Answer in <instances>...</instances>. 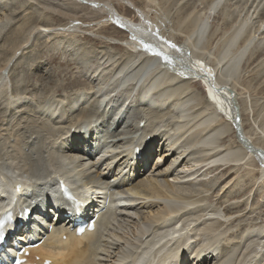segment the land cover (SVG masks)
I'll return each mask as SVG.
<instances>
[{
  "label": "rangeland",
  "instance_id": "1",
  "mask_svg": "<svg viewBox=\"0 0 264 264\" xmlns=\"http://www.w3.org/2000/svg\"><path fill=\"white\" fill-rule=\"evenodd\" d=\"M233 1H235L234 5L236 4L237 5L234 7L231 16H235V17L237 16V18H241L246 14L247 12L246 9L249 7L247 5H249V3L250 4L254 3L250 8L251 10L253 9L254 6L258 5L257 7L259 8H256V10L257 9L259 10V11L257 10L258 13L256 14L254 12L256 16L253 14L249 18L250 20H248V22L249 21L253 22V23L250 22L251 28H255L258 25V23L260 25V21L264 19L263 18L264 0H262L260 4H258L259 2L257 3V0H228L227 4H231ZM105 2L110 3L109 5L113 6L116 10H118L119 13L125 15V17L131 19L136 23L140 21V18L141 19L144 18L146 20V21L144 20V22L146 23H148L149 21L153 23L155 22L154 24L157 25L158 27L157 30H159L160 32L163 31L165 32L166 29H167L166 31L169 32L178 29L180 27H181L180 29L181 31L186 32L183 30V28L186 29L187 26L189 28V25H192L196 16H200V8L203 6L202 0H192V1L191 0H184V1L182 0H54V1L8 0L7 3L4 2L2 6L0 5L2 10L11 14L9 16L11 20L10 21L8 20L7 22L10 23L11 28L17 27L19 25H21L22 27L25 24L23 23V18L29 17L28 18L29 23L26 22L29 25L24 30L25 37L22 38L24 40L26 38L27 39L22 43L23 45L19 49L11 53V57L6 62L4 67L2 66L3 65L2 61H0V173L1 174L3 171L5 172L7 168L14 169L18 172L30 170L31 167H29L30 166L29 164L31 163L32 157H37L35 158V161L31 163L32 169H34L35 166H38L40 164L38 166V170L41 168L45 170V168L47 167V169L49 168L53 169L54 172L55 171L54 167L56 165L64 166L65 158H63L61 162L58 160V158L60 157H57L58 163L56 162V164L53 165L52 163L53 160L50 159L51 157L50 146L46 142H48L49 140L48 135H49V128L51 127V125H54V127L55 126L62 127L60 121L66 115L68 96L73 92L99 90L100 91L99 94H103L102 96H106V94L109 95L107 98L108 111H105L107 115L104 116L103 122L100 125H98L97 123L96 125H92V127H89V130L93 129L94 131L92 132V134L90 133L91 139H89V137L87 138L90 141L93 140L92 139L93 136L94 137L97 136L98 138L97 141H100L104 137L106 140L112 139L108 142V144H111V142L116 139L114 141L115 144L114 148H118V146H123V149H127L132 139L135 142L140 141L141 137H139L138 139H134V138L140 136L142 131L143 133H145L144 132L145 129L143 128H146L147 126L149 127L150 125V123L149 125L146 124L145 126H142L140 129L135 127L136 123L140 125L139 121L142 120L143 117L140 104L143 103L145 104L146 107L148 106L147 108H150L149 105L146 104L149 101L147 98L150 95L151 96L149 98L151 100L152 99L155 100L156 102L162 101V103L164 102L166 103L167 101L169 102L171 101L169 99L167 100L164 99L163 95L161 96L158 95L159 93L162 94V91L164 90L163 87H165L164 85H166V83L163 82L168 77L167 75L169 73V72L167 73L168 70L165 68H164L165 70L164 69H162V71L159 70V68L163 65V63L161 62L158 63L156 59H152L151 62H147L148 60L146 59V57L145 58L143 57L144 55L143 50L146 49L140 45L138 39L132 40L133 39L131 37L132 34L127 33L126 31H124V29L118 27L113 22H109L110 20L109 17L108 20H106L105 18L106 16L104 15L105 12L104 8H106V6H104L103 4ZM33 8H35L36 10ZM216 8L218 9L216 10ZM216 8H215L216 11H214L212 16L209 17L208 19L209 20L207 26L208 30L205 33L208 36L209 34L214 33L215 35L216 33L220 32L222 30L221 26H223L226 22V20H224L223 22V16L225 12L224 13L220 12L221 10H219V5ZM235 8L238 10L236 11ZM29 9L32 13L29 11ZM22 12L26 13L24 17L22 16ZM31 17L33 19H31ZM182 17H184L183 18L184 20L182 19ZM17 23L20 24L18 25ZM250 23H248V25H250ZM63 26L66 29L56 28ZM213 27H215L216 29ZM262 27L264 28L263 24L260 25L261 29L259 31L263 29ZM4 28L1 30V34H0V49L5 48L6 45L10 46L9 40H7V38L2 39L3 37L2 33L5 31ZM160 28H164V29H160ZM210 30L211 33H209ZM212 30H214L215 32H213ZM71 32H73V34ZM221 34L222 33H218L217 37ZM206 35H204V39ZM180 39L181 38L179 39L177 38L178 41ZM256 40L258 41H253L246 49V52L239 63L238 74L236 73L237 76H235L234 78L235 79L234 83L230 86L231 88L229 89L231 90V92H233V94H235L234 97L236 98L234 99L236 100V104L238 105L241 122L243 123L244 128L248 131L252 139L256 140L260 144L261 149L264 150V30L258 34V38ZM217 42L220 43V41L217 40L216 43L214 42L215 44L213 43L207 45L205 44L206 50H210L209 52L211 53V55L218 53L217 52L219 51L218 49H220V46H222L221 43L217 44ZM129 50L131 52H129ZM131 57L133 60L131 59ZM124 62L125 65L123 64ZM126 62L127 64L128 62H130L129 65H126ZM145 62L146 65H144ZM2 67L3 70L1 69ZM142 67L143 69L141 70L140 68ZM179 67L182 68V66ZM200 71L208 72L209 68L207 67V69L205 68V70L200 69V67L196 68L193 72H191L192 73L191 77H197L198 75L194 73ZM185 78L186 80H188L187 81L188 83H185L186 82V80H184ZM185 78L181 77L180 79L181 82L184 81L185 85H188L187 86L188 90L189 88L191 90V94H190L191 98L187 103L188 108L194 102L196 103L198 102L199 105L208 104L206 106H209V104L211 106V104L213 105L214 103H216L217 105V102L215 101L216 99H214L215 97L210 96V94L208 93L209 86L207 82H205L204 84V80L202 78H200V80L198 79L196 82H194L195 80L191 81L190 75H188V77H186L185 75ZM151 81L153 84L151 83ZM67 82L69 84L65 85V83ZM178 82H180L179 79ZM131 84H133L131 87L126 86ZM123 90H127V92L123 93ZM211 97L213 99H211ZM194 98L197 101H194ZM86 99L88 102L91 100V98H86ZM198 99L201 101V103ZM205 100H207L208 102ZM105 105L106 102L104 103V106ZM91 107L93 108L94 106ZM217 108L218 110L223 109V107L220 105H217ZM205 110H204V112H206L205 115L204 112L200 114V122H201L200 126L202 125L205 126L209 124L207 121L202 122L203 120L202 118H205L209 115H214V121H210V123L213 126L211 125L210 128L206 130V133L202 135L200 139V145H198L200 150L197 151L198 153L196 155L199 156L201 154V156H203V154H205L208 151L205 148H212L210 150L217 148L221 150L223 149V151H225L229 146L234 147L233 150H236L235 153H232L234 154V156H232L231 153H228L226 154V156H224L226 157V159L224 160L231 161L232 167L230 166L229 168L231 171H233V173H231L229 177L226 178L224 177L222 179L221 176L222 175L225 176L224 171L227 169L226 166L222 168L218 167V169L206 168L207 173L205 172L204 169L205 167H203L204 170L202 168L201 169L202 171L205 172L204 174L203 172L202 174H200L201 172L200 169L195 171L192 175L186 177L187 172L190 171L191 168L189 167V163L187 161H184V166H185L184 168L185 169L189 168V169L188 170L182 169L183 165L180 159L178 161L179 163H177V161H173L175 163H171L170 165L172 166V168L176 167L177 165L176 167L177 170L175 171H177L178 173H182V175L180 174V176H177V178L179 177L178 179L171 174L167 175L168 177H166L164 176V170L170 169L171 166L170 165L167 166V164L168 162H172V160H174L173 158L175 157L174 156L172 157V155L171 156L168 155L169 158L166 157V160L162 158L161 153L159 154V152L161 148L165 147V143L163 142L164 139H160L159 142L157 143L154 142V144L156 143V146H154L153 144L155 148L153 149V146L151 148L155 154L153 153L154 156L152 155V158L150 159V161H148L149 170L151 169L150 172H154V173L149 174L148 169L147 171L145 170L143 173V169H146V165L142 163L141 165L138 166L136 164V169L139 168L137 175L141 177L140 178L139 176H137L136 179L146 178L147 176L151 177L152 179L155 178L156 180L159 178L157 182L154 183H159L160 186L162 185V188L164 187L163 188L165 190L164 194H161L162 196L150 195L149 192L145 193V191L140 190L141 194L139 193L140 196L138 198L126 200V201H135L137 203L139 202L138 204H136L134 208H129V209L121 208L124 214L123 213L121 214V212L119 213V208L116 211L112 210L114 212H112L111 210L106 211L103 215L104 222L100 223V226L98 228L99 231H96L95 232L96 234H94L95 237L100 238V240L97 239L98 240L97 241L95 239L96 241L94 240L92 243L93 245L95 244V247L98 248L96 249L97 254L93 253L91 255L92 264H115L116 262L118 263L119 260L121 261L125 256L128 257L129 256L128 253L134 251V250H127V247L131 248L134 246V244L130 245L128 244V242L133 243L136 239H138V235H139L138 229L141 226H146L152 223L154 219L160 216L161 215L160 209L163 208L164 202L169 201L170 199H172L171 201H174L173 199H176L175 201L178 202L179 205L181 206V207L179 206L180 209L178 207L179 210L177 209L176 214L173 212V214L170 216L174 218L173 217L174 215L175 219L179 221L181 220L180 222H182V225L185 226L184 228L185 233L188 235H191L192 233L191 236H193L192 238L193 242L190 241L189 245L186 246V250H184V257L186 258L185 264H192L191 262L192 257L196 253H193L194 250H190L189 248L192 247L190 246V244L194 243L195 245L196 242L197 243L195 247H200L202 245L204 247L205 245L204 249H202L200 253L201 255H198L200 256L201 259L196 257L197 259H199L198 262L201 260L202 264H220L221 252H223V249H225L228 245H230L231 242L229 240L236 242L235 239L239 240L240 239L239 236L246 233V231H248L249 229L255 232L260 228V231H258L257 233L258 235L257 234L252 235L251 239L254 236L255 237L249 242V247L251 248L252 246V248H255L257 243L259 242L260 244H258L259 246H257L258 249L259 247L261 248L263 247L264 245L263 243L264 242V172L263 170H261V166L257 158L255 159L253 155H247V152L240 151L238 149L237 143L233 141V136L230 133L227 134V132H229V130L227 129H226L227 131L223 133L219 128L218 135L214 134L213 136L214 138L211 137L210 141H206L204 139L205 142L204 141L202 142L203 136L205 137V135L211 134L212 131L216 129V125L218 124L217 126H219V124H221V122L225 120L223 119L224 109L221 112L223 116L221 114L219 115L220 112L217 113V112H210L208 109ZM189 111L191 112L190 108ZM51 113L54 114L51 115ZM94 114L95 115L93 119H96V121L99 117L103 116V113L101 111H97ZM123 115H125V117L129 119L130 124L121 122ZM189 115L190 114L185 115L183 119H186ZM220 116L221 118H219ZM167 117L165 116L163 118L164 121L162 120L157 124H155L154 130L158 128L157 129L158 137L161 136V133L165 131V128L168 130V127H171L170 129H173L175 126L171 121L169 122L166 121V118L167 120H170L169 118L174 119L175 114L174 113L169 114ZM46 118L47 119L49 118L50 120L49 119L47 120ZM44 122H46V124L49 125L45 124L44 126ZM40 123H43V125H41ZM85 127L87 126L86 125L82 126L83 129H87ZM39 128L40 131L38 130ZM34 129L36 130L34 131ZM120 130H122V132ZM36 131L38 132L37 134L39 135L37 136V140L41 141L39 142V145L40 146L42 145L43 148L38 149L35 148L34 146L28 148L21 143L22 144V145L20 144L21 149H19L20 145H18L16 141L22 142L23 140L26 139L25 136L29 135L27 133H30V135H35ZM41 131H43V133H41ZM170 131H172L171 134L172 133L173 134L172 135L170 134L168 142L176 140V138L179 135L178 130L177 131L170 130ZM63 133L58 134L53 139L57 141ZM68 134L71 135V132H68ZM101 134L103 136H101ZM120 136H126L127 138L126 139L118 138ZM221 137L223 138L221 139ZM122 139L123 142L121 141ZM182 139L184 141L186 140L185 137H182L181 142L179 140L177 142L173 141L171 143L172 146L173 147H176L177 145L180 146L179 144L183 143ZM52 145L55 146L53 142ZM95 146L97 147V144ZM98 149H99V145H98ZM60 153L65 154L64 152H60ZM124 153H126V151H124ZM159 157L162 160L159 159ZM183 157H181L183 158L182 162L186 158L185 156ZM157 158L159 160H157ZM42 159L44 161H42ZM79 162L80 161L74 163L77 165L72 166L73 167L72 172H76L75 169L78 170L80 168ZM111 162L112 161L110 160V163ZM155 162L159 163L160 166V167L158 166L159 169H157L158 167L155 169L156 167ZM185 162L188 164L186 165ZM162 167H164V169ZM65 168L66 166L63 167V169ZM100 170L104 171V169H100ZM181 170L183 172H181ZM116 171L117 170H115L116 173L115 175L113 176L110 175L107 177L110 181H113L114 179L117 180L119 177H121V175L126 179L130 178L129 169L128 170L126 169L124 173H119ZM76 173L81 175L80 181L83 182L84 185L87 184V182H89L88 180L89 176L83 175L82 171L80 172L78 171ZM134 173L136 172L134 171ZM44 174L47 175V173ZM143 175H145L146 177H144ZM200 175L202 177H200ZM169 176L171 177L169 178ZM183 176L185 178H183ZM201 178L203 181H201ZM186 179H188L189 181ZM167 180L173 183L172 187L167 186L166 184ZM190 180L192 181V183ZM120 185H122V183ZM126 186L127 185H123V188H125ZM181 186H183L184 188ZM178 187H180V189ZM172 188L173 190H171ZM122 191L123 189H120V192H118V190H115L116 193L123 194L124 196L125 194L128 193L130 194V190H126V192L125 191L122 192ZM189 198L191 199L190 200V202H192L191 204L187 203ZM147 202L150 203V204L148 203L150 207L146 205ZM196 206H199L201 209ZM197 208L200 211L197 210ZM207 209H211V210H207ZM129 210L132 211L133 214L132 212H129ZM191 211L192 212L195 211L196 213L195 212L192 213ZM194 213L195 216L193 217ZM209 214H211L213 218L215 217L214 215H217L214 219H212L213 222L211 219L210 221L209 219H207ZM224 214L229 216V218H227L226 220H221L220 217L224 218L225 216ZM177 216H179V218ZM199 216L200 218H198ZM189 217L192 219H190ZM217 217L220 219H218ZM189 220L190 221L195 220L197 222L199 221L200 224L195 221L190 222ZM184 221H188L187 222L188 224L185 223ZM201 221L204 222L201 223ZM197 225L201 226L200 227L201 229H199ZM202 225H204L205 227ZM209 225L211 226V228L213 227V229L216 226L221 227L224 234H221V236L214 238L212 232H210L211 228L210 229L207 228V226ZM148 226L151 228V225ZM216 229L218 230L220 228H216ZM189 231L192 232L189 233ZM196 231L201 233H197ZM115 232H118V234L116 233L115 235ZM205 233H207V235H204ZM200 239L202 240L201 243L199 242ZM131 240L133 242H130ZM178 240L182 241L183 238ZM225 241L228 242L227 245ZM170 245L171 243L169 242L168 246ZM181 246L182 248L184 247V242L181 243ZM169 251L171 252L168 254L167 257H165L168 262L176 261L177 257L178 258L181 257L182 251L179 250L180 252L179 253L177 252V249H175V251L161 250L159 252V255L164 256ZM204 251H206V253H204ZM242 251L237 250L236 253L238 255L240 254L236 260L237 262L235 261L236 256L234 255L235 259L232 260L230 264H242L240 261L242 259H243L242 260L243 264H252V263L264 264V259L262 260L264 254H262L261 256L259 255L261 252H264V247L263 250L261 251L246 250L243 253ZM126 252L127 255H125ZM248 254L250 255V257ZM254 255L258 257H255L256 258L255 259ZM245 259L247 260V262L244 261Z\"/></svg>",
  "mask_w": 264,
  "mask_h": 264
},
{
  "label": "bare ground",
  "instance_id": "2",
  "mask_svg": "<svg viewBox=\"0 0 264 264\" xmlns=\"http://www.w3.org/2000/svg\"><path fill=\"white\" fill-rule=\"evenodd\" d=\"M27 1H29V0H27ZM52 1H54V0H52ZM182 1H184V0H182ZM227 1L228 0H202L203 6L200 8V16H196L193 23L190 21L192 23V25H189V28L187 25H186L187 28L185 27L186 29L183 28V30L186 32L181 31L180 30L181 27L178 29H175L173 31H169V32L166 31L167 29L165 30V32L164 31L160 32L159 30H157L158 27H157V25L154 24L155 22L153 23V22L149 21L148 23H146V22H144V20H145L144 18L143 19L140 18V21H138L136 23V22L132 21L131 19L125 17V15L119 13L118 10H116L113 6L109 5L110 3H107V2L103 3L104 6H106V8H108L107 10H106V8H104L105 9L104 15L106 16L105 17L106 20H108V17L110 16L109 15L110 14L109 9H111L113 11L114 15L122 23L121 26L119 24H116V23H115V25L124 29V31H126L127 33L132 34V36L130 35L133 38L132 40L138 39L140 45L142 47L146 48V50H143V53H144L143 57L144 58L146 57V59L148 60V61L147 60L146 61L151 62L152 59H156L158 63L159 62L163 63V65L159 68V70L162 71V69H164V68L168 70L167 73L168 72L169 73L167 74L168 75L167 79H165L164 82L162 81L163 83H166V85H164L165 87H163L164 90L162 89L163 90L162 94L159 93L158 95L159 96L163 95L164 99H166V100L169 99L171 101L170 102L167 101L166 103L165 102L162 103V101L156 102L155 100H153V99L151 100L149 98L151 96L150 95L147 98L149 101L146 103L147 105H149L150 108H147L148 106L146 107L145 104H143V103L140 104V107H141V110L143 113V117H142L143 123L141 124V126L136 123L135 127L140 129L142 126H145L146 124L149 125V123H150L149 127L147 126L146 128H143V129H145L144 130L145 133H143V131H142L140 136H137L136 138H134V139H138L139 137H141L140 141L135 142L132 139L131 142L129 143V146L127 147V149H123V146H118V148H114L115 147L114 141L116 139L114 141H112L111 144H108V142L112 139L106 140L104 137L100 141H97V144H98V142L100 143L99 149L97 146L93 151H91L90 150V149H92L91 145L94 144L93 141H89L90 143H87V142H85V143L81 142L80 143V141L86 139V135H85L86 133L83 131L82 126L83 125L87 126L85 128L88 129L87 134H88L89 139H91L90 133L92 134V132L94 130L93 129L89 130V127H92V125H96L97 123H98V125H100L103 122L104 116L107 115L105 113V111H108L107 98L109 95L106 94V96H102L103 94H99V92H100L99 90H94V91L87 90L84 92H79V91L73 92L72 94H70L68 96L66 115L60 121V123L62 124V127H58V126L54 127V125H51V127L49 128V135H48L49 140H48V142H46L50 146V152H51L50 159L53 160V162H52L53 165L56 164V162L58 163L57 157H60V158H58L59 161H61V160H63V158H65L64 159V166H57L56 165L54 167L55 171L52 173L51 176L48 175L49 170L46 169L47 167L45 168V170L43 168L38 170V166L40 164L38 166H35L34 172H36V174L38 176H40L39 177L40 179L35 184H37L38 187L43 185L48 190V192L50 193L55 188H49V185L51 183H55V182L53 179L48 182L47 179L61 175L65 178H67L70 181V183L72 184V186L74 188H76L80 193H81V191L84 192L85 197L87 198V200L90 201V204L92 205L93 209H94V207L96 209V206H99V205L101 208L104 205L105 197L108 196V194L110 192L111 194H113L112 197L110 196L111 197L110 201L113 203V206L111 207L110 204H107L106 210L110 209L111 211L112 210L116 211L119 208V213L121 212V214L122 213L124 214V212H122L121 208H124V209L134 208L136 206V204L139 203V202L137 203L135 201H126V200L138 198L141 194L140 190L145 191V193L149 192L150 195H158V196L161 194H164V192H165V190L163 189L164 187L162 188V185L160 186L159 183H154V182H157V180L159 178L156 180L155 178L152 179L151 177H148V176L146 177L145 175H143L146 178L140 179L141 177L139 175H137L139 168L131 169V164L129 162L130 159L133 158V152L132 151H135L134 147L136 145L145 147L146 153L145 154L142 153L143 155L141 154L136 158L137 165L139 166L142 163H145L144 165H146V169H143V173L145 170L147 171V169L149 171V174L154 173V172H150L151 169L149 170L148 161H150V159L152 158V155L154 156V154H155L151 147L153 146L154 142L157 143V142H159L160 139H164L163 142L165 143V147L161 148L160 152H159V154L161 153V157L164 158L165 160H166V157L169 158V156H171V155H172V157L173 156L175 157V158H173L174 160H172V162H168L167 166H169L171 163H175L173 161H177V163H179L178 161L181 159V163L183 165L182 169H185L184 168L185 167L184 161H187L189 163V167L191 168V170L192 169L193 170H192V172H191V170L188 172L186 171L187 172L186 177L192 175L195 171L200 170L201 168L203 169V167H205L204 169L206 172V168L218 169V167L222 168L225 166L227 167V169L224 171L225 176L222 175L221 178L223 179L224 177L225 178L229 177L231 175V173H233V171H231L229 168L231 166V161L230 160L229 161L224 160V159H226V157H224V156H226V154H228V153H231V154L235 153L236 150H233L234 147L229 146L225 151H223V149L221 150V149H217V148H215L213 150H210L212 148H205L208 151L205 154H203V156H201L200 151H199L200 155L199 156L196 155L198 153L197 151L200 150L198 145H200V139H201L202 135L205 134L206 130H208L210 128V126L212 125L210 123V121H214V115H209L205 118H202L203 119L202 122L207 121L209 124H207L205 126H203V125L200 126V124H201L200 114L202 112H204L205 109H208L210 112H217V113L220 112L219 115L221 114V112L224 109V112H223L224 116L222 114L221 115L224 117L223 119H225V120L223 122H221V124H219V126H217L218 125L217 124L216 129H214L211 134H209V135L207 134V135H205V137L203 136L202 142L203 141L205 142V140L210 141L211 137H213L214 134L218 135L219 128H220L221 132H223V133H225L227 130H229V132H227V134L230 133L233 136V141H235L237 143L238 149L240 151L247 152V155H253L255 157V159L257 158V160L261 166V170H263V172H264V150L261 149L260 144L256 140L252 139V137L249 135L248 131L244 128L243 123L241 122L240 112L238 110V105L236 104V100L234 99V98H236V97H234L235 94H233V92H231V90L229 89V88H231L230 86L234 83V80H235L234 78H235V76H237L236 73L238 74L239 63H240L243 55L245 54L246 49L248 48V46L253 41H258V40H256L258 38V34L264 30V28L262 27L263 29L261 31H259L261 29L260 25L261 24L264 25V19L260 21V25L257 22L258 25L255 28H251V23H253V22H251V21L248 22V20H250L249 18L254 14V12L256 14L258 13L259 10L258 9H257L258 11L256 10V8H259V7H257L258 5L254 6L253 9L251 10L250 8L252 7V5L254 3L253 4L249 3V5H247L249 7L246 9V11H247L246 14L244 16H242L241 18H237V16L236 17L231 16L232 11L237 4L234 5L235 1H233L231 4H227ZM261 1L262 0H257V3L259 2L258 4H260ZM4 2L7 3L8 0H0V5L2 6V4ZM150 2H152V1H150ZM53 3H55V2H53ZM218 5H219V10H221L220 12H223V13L225 12L224 16L223 15L222 16H223V22H224V20H226V22L224 25L222 24L223 25V26H221L222 30L220 32H218V33H222L221 35H219L217 37L218 33H216L215 35H214V33H212V34H209V36H208L205 33L208 30L207 29V26H208L207 22L209 21L208 19L210 17L209 12L212 9L214 11H216L218 9V8H216ZM244 6H243V8H244ZM215 8H216V10H215ZM33 9H35V8H33ZM83 9H84V7H83ZM1 10L2 9L0 7V34H1V30L5 26L7 27V25H8L7 28L6 27L4 28L5 31L2 33L3 34L2 39L7 38V40H9V43H10V46L6 45L5 48L0 49V61H2V64H3L2 66L4 67L6 62L11 57V53L13 51L19 49L23 45L22 43L27 39L26 38L24 40L22 38L25 37L24 36V30L29 25L26 23V22L29 23V21H28L29 17L28 18L24 17L26 15V13L22 12V16L24 17L23 23H25L26 25L24 24L21 27V25H19L20 23H17L19 26L11 28L10 23H7L8 20L9 21L11 20V18L9 17L11 14L5 12L4 10H2V11ZM235 10L237 11L238 9L235 8ZM29 11H30V9H29ZM98 11H100V10H98ZM108 11H109V13H108ZM261 12H262V10H261ZM102 13H103V11H102ZM256 14H254V15L256 16ZM19 15H20V13H19ZM87 15H88V13H87ZM259 17H261V16H259ZM14 18H16V17H14ZM34 18H36V17H34ZM183 18L184 17H182V19ZM31 19H33V18L31 17ZM259 19H261V18H259ZM156 21H158V20H156ZM109 22H113V21H109ZM30 23H31V21H30ZM248 23H250V25H248ZM56 28L66 29L64 26L63 27H56ZM210 28H212V27H210ZM213 28H215V27H213ZM160 29H164V28H160ZM214 30H212V31L215 32L216 30L215 31ZM63 33H64V31H63ZM71 33L73 34V32H71ZM209 33H211V30ZM204 35L207 36V37L205 36V39H204ZM136 36H138V37H136ZM177 38L178 39L181 38V39L178 41ZM217 40L220 41L222 46H220V49H218L219 50V51H217L218 53L211 55V53L209 52L210 50H206V45L212 44V43L215 44ZM7 43H8V41H7ZM220 43L217 42V44H220ZM147 50H150L153 53L148 52ZM126 51H128V50H126ZM129 52H131V51L129 50ZM138 54H139V52H138ZM165 57H167V59H165ZM209 57H210V59H209ZM131 59H132V57H131ZM158 60H160V61H158ZM144 61H145V59H144ZM129 63L130 62H128V64H127V62H126V65H129ZM123 64L125 65V62ZM144 65H146V62ZM179 66H182V68H180ZM3 67L1 68L2 70H3ZM199 67H200V69H204V70H205V68L207 69V67H208L209 71L208 72H201L200 71V72L194 73V74H197L198 75L197 77H199V78L191 77L192 76L191 72H193L196 68H199ZM140 69L142 70L143 67ZM163 72H166V71H163ZM187 74L190 75L191 81L195 80L194 82H196L198 79L200 80V78H202L204 80V84H205V82H208L207 83L209 86V87L207 86L209 88L208 93L210 94V96L215 97L214 99H216L215 101L217 102V105L222 106L223 109L218 110L216 103H214L213 105L211 104V106H210V104H209V106H206L208 104L199 105L198 102L197 103L194 102L193 104H191L189 106V108L191 109V112H190L189 108L187 106V103L191 98V95H190L191 90H190V88L188 90V88H187L188 85H185V83H188L187 82L188 80H186V78H185V75H186V77H188ZM123 75H124V73H123ZM115 77H116V75H115ZM181 77L185 78L184 79V80H186L185 83H184V81L181 82V79H180ZM207 77L209 79H207ZM163 79H164V77H163ZM178 79L180 80V82H178ZM151 83H152V81H151ZM67 84H69V83L68 82L65 83V85H67ZM132 85L133 84L126 85V86L131 87ZM211 86H214V88H212ZM148 87H150V86H148ZM126 92H127V90H123V93H126ZM212 97H211V99H213ZM86 98H91V100L88 102ZM194 101H197V100H195V98H194ZM205 101H207V100H205ZM105 102H106V105L104 106ZM200 103H201V101H200ZM231 104L234 105L235 109H232V107H230ZM91 106H94V107L92 108ZM109 106H110V104H109ZM202 106H203V108H202ZM57 109H58V107H57ZM118 110H119V108H118ZM46 111H49V110H46ZM97 111H101L103 113V116L99 117L96 121V119H93L94 118L93 116L95 115L94 113ZM172 113L175 114V118L174 119L169 118L170 120H167V118H168L167 116L169 114H172ZM52 114H54V113H51V115ZM187 114H190V115L186 119H183L185 117V115H187ZM205 114H206V112H204V115ZM165 116L167 117L166 121L167 122L171 121L173 123V125H175V126L173 129H170L171 127H168V130L165 128V131L163 133H161V136L158 137V135H157L158 134V132H157L158 128L156 130H154L155 124L162 121ZM47 117H50V116H47ZM70 118H71V120H70ZM219 118H221V116ZM89 119H90V121H89ZM234 119H236L238 121L241 133L244 136L247 143H249L253 147L252 150L247 148L245 143L242 142L236 136V128H235V124L233 122ZM42 120H44V119H42ZM69 121H70V124H69ZM49 122H47V123H49ZM51 122H53V121H51ZM121 122L130 124L129 119L127 117H125V115L122 116ZM40 124L43 125V123H40ZM45 124H46V122H44V126H45ZM46 125H49V124H46ZM161 126H162V124H161ZM169 126H171V125H169ZM96 128H98V127H96ZM175 129L178 130L179 135L176 138V140H173V141L177 142L179 140L181 142L182 137H185L186 140L184 141L182 139L183 143L179 144L180 146L177 145L176 147H173L171 144L173 141L168 142V139H169V136L172 132L170 130L177 131ZM35 130L36 129H34V131ZM38 130L40 131V128ZM37 131H36L35 135H30V133H27L29 135L25 136V138H26L25 140H23L22 142L16 141V143L18 145H20L22 143L25 147H28V148L34 146L35 148H38V149L41 148L42 149L43 146L39 145V142H41V141L37 140V136H39L37 134L39 131L38 132ZM120 131L122 132V130H120ZM68 132H71V135L68 134ZM41 133H43V131H41ZM60 133H63V134L59 137V139L57 141H55L53 138ZM147 134L150 135L149 141H145ZM101 136H103V135L101 134ZM93 138H95L94 140H96L97 137L93 136ZM118 138L126 139L127 137L126 136H120ZM222 138L223 137H221V139ZM123 139L121 140L122 142H123ZM40 140H42V139H40ZM52 142L55 144V146L52 145ZM82 143L84 144V148H86V149H84V151L79 150V145ZM156 143L154 144V146H156ZM21 145H20L19 149H21ZM154 146H153V149L155 148ZM257 149H259V150L257 152H254ZM87 150H90L89 153ZM124 151H126V153H124ZM60 152H64L65 154H61ZM159 154H156V155H159ZM183 156H185L186 158L182 162V159L184 158ZM232 156H234V154H232ZM181 157H183V158H181ZM258 157L260 158V160ZM35 158H37V157H32L31 163L33 161H35ZM159 159H161V158L159 157ZM159 159L157 158V160H159ZM110 160L112 161L111 163H110ZM146 160H147V162H146ZM42 161H44V160L42 159ZM77 161H80L79 162L80 168L78 170L75 169L76 172L82 171L83 175L89 176V178H88L89 182H87V184H85V185L83 182L80 181L81 175L76 173V172H72L73 171L72 166L77 165V164H74ZM31 163L29 164L30 165L29 167H31L30 170L32 169ZM188 163H186V165ZM15 164H17V163H15ZM49 164H51V163H49ZM65 166H66V168L63 169V167H65ZM155 166H156L155 167V169H156L159 166V163L155 162ZM159 167L157 169H159ZM176 167H177V165H176ZM176 167L172 168V166H171L170 169L164 170V176L168 177L167 175L171 174L177 178V176H180V174L182 175V173H178L177 171H175V170H177ZM162 168L164 169V167H162ZM100 169H104V171H101ZM126 169L127 170L129 169V175H130L129 179L124 178L122 175L117 180L114 179L113 181H110L107 178L110 175L111 176L115 175L116 174L115 170H117L116 172L124 173L126 171ZM202 169H201L200 174H202V172H203V174L205 173L204 171H202ZM133 171H135L136 174ZM181 172H183V171L181 170ZM44 173H47V175ZM7 176H8V174H6V173L1 174V177L3 179ZM44 176H46L48 178L43 179ZM137 176H139L140 178L136 179ZM170 177L171 176H169V178ZM200 177H202V176L200 175ZM180 178H182V177H180ZM183 178H185V177L183 176ZM194 178H196V177H194ZM172 179H171V181H172ZM186 180H188V179H186ZM182 181H183V179H182ZM192 181H191V183H192ZM201 181H203L202 178H201ZM121 183H122V185H120ZM166 184H167V186H171V187L173 186L172 185L173 183L169 182L168 180H167ZM123 185H127V186L125 188H123ZM181 187H183V186H181ZM7 188L8 187H6V186L0 185V204H3L2 199L5 198L4 192L7 190ZM178 188L180 189V187H178ZM42 189L43 188L38 189V190L42 191ZM120 189H123V191H125V192H126V190H130V194L128 193V194H125V196L124 195L120 196V195H118V193L115 192V190H118V192H120ZM38 190L34 187V190L31 191V193H33L34 195H37L36 192ZM171 190H173V188ZM184 198H186V197H184ZM170 200H172V199H170ZM170 200L164 202L163 208L160 209L161 215L158 216L156 219H154L152 223L148 224V225H151V228L148 225L141 226L138 229L139 235H138V239L135 240L136 242L135 241L133 242L131 240L130 242H133V243H129L127 241L128 244H130V245L134 244V246L131 248L127 247V250H134V251L131 253L129 252L130 256H128V257L125 256L121 261L119 260L118 261L119 264H156V262L159 264H185L186 258L184 257V250H186V246L189 245L190 241L193 242L192 241L193 236H191L192 233H191V235H188L185 233V229H184L185 226L182 225V222H180L181 220L179 221V220L175 219L174 215H173L174 218H172V216H170L173 214V212L176 214L177 213L176 211H177L178 207L180 206L179 203L175 201L176 199H173L176 203L174 201H170ZM181 200H182V198H181ZM190 200L191 199L189 198L187 203L191 204L192 202H190ZM147 201H149V200H147ZM186 201H187V199H186ZM148 203L149 202H147L146 205L148 207H150L149 206L150 203L149 204ZM177 203H178V205H177ZM181 204H182V202H181ZM151 205H153V204H151ZM180 207H179V209H180ZM196 207H199V206H196ZM182 208H184V207H182ZM34 209L36 210L37 207H35ZM193 209H194V207H193ZM185 210H186V208H185ZM197 210H199V209L197 208ZM207 210H211V209H207ZM36 211H38V210H36ZM114 211H112V212H114ZM129 212H132V211L129 210ZM193 212H195V211H193ZM213 212H215V211H213ZM156 213H158V212H156ZM195 213H194L193 217L195 216ZM211 213H212V211H211ZM132 214H133V212H132ZM47 215H49V213ZM200 216L198 218H200ZM214 216L216 217L217 215H214ZM5 217H6V215H5ZM7 217H9V216H7ZM177 217L179 218V216H177ZM214 218L212 217L211 214H209L207 219H209V221H210V219L212 220ZM220 218H221V220H226L227 218H229V216L225 215L224 218L223 217H220ZM220 218H218V219H220ZM56 219L59 220L57 223H55L50 229H46L43 227L42 229H40V231H41V232L39 231L40 233L39 232L37 233L36 231H31L29 228H27L28 229L27 231L25 230L22 232V234H21L22 240L28 239V242H33L41 236L44 237L43 241L41 243H38L36 246L29 248L30 254L28 255V258L30 260H34V256L38 255L39 256L38 262L40 264H41V260L44 257L50 258L49 264H92L91 255L93 253H96V251H97L96 249H98L97 247H95V244L93 245L92 243L95 239L100 240V238H96L94 235V234H96L95 233L96 231H99V229L96 228V229L92 230L91 232H84L82 234L77 235V234H75L73 229H69V226L67 225V221H63L62 216L56 217ZM190 219H192V218H190ZM195 219H197V218H195ZM98 220L100 223L104 222L103 217L102 218L100 217ZM192 221H190V222H192ZM184 222L187 223L188 221H184ZM195 222H197V221H195ZM202 222H204V221H201V223ZM212 222H213V220H212ZM197 223H199V221ZM210 225L207 226V228L210 229L211 228ZM202 226H204V225H202ZM192 227H193V225H192ZM198 227H199V229H201L200 228L201 226H198ZM141 228H142V230H141ZM216 228H220V229L217 230ZM204 230H205V228H204ZM210 230L209 231L212 232V235L214 238H217V237L221 236V234H224L222 228L219 226L218 227L216 226L214 229L212 227ZM258 231H260V228L255 232H253L251 229H249L248 231H246V233L239 236V238H240V239L238 238L239 240L235 239L236 242L229 240L231 242V243L229 242L230 245H228L225 249H223V252H221L220 264H230V262H232V260H234L235 258H236L235 259V261H236L238 256L240 255V254L238 255L236 253L237 250H241V251L243 250L242 253L245 252L246 250H254V251L255 250H258V251L263 250L264 245L262 248L259 247V249L257 247V246H259L258 244H260L259 241H258L259 243L256 242L257 245L255 248H252V246H251V248L249 247V242L255 237L254 236L251 239L252 235L253 234L256 235L258 233ZM190 232H192V231H189V233ZM196 232L201 233L198 231H196ZM116 233L118 234V232H115V235H116ZM180 233H182V236H183L182 241L178 240L181 236L176 237V235L180 234ZM143 235L145 236L144 238H143ZM204 235H207V233H205ZM212 235H211V237H212ZM232 237H234V236H232ZM226 238H227V236H226ZM174 240H177V241H174ZM259 240H260V238H259ZM171 241H174V242H171ZM169 242L171 243L170 246H168ZM179 242H181V243L184 242L183 248L181 246V243H179ZM199 242L201 243V241H199ZM196 243H195V245H194V243L190 244V246H192V247H190L189 249L194 250L193 253H196L193 257L200 258V256H198V255H201L200 253H201L202 249H204L205 245H204V247L202 244H201L202 246H200V247H195ZM227 243L228 242H226V245H227ZM251 243H254V242H251ZM179 245H180V247H179ZM175 249H177V252H179V250L182 251L181 257H179V258L177 257L176 261H171V262L166 261L167 259L165 257H167L171 251H169L164 256L158 255L160 250H174L175 251ZM105 251H108V250H105ZM204 253H206V251H204ZM262 254H264V252H261L259 255L261 256ZM125 255H127V252ZM234 255L236 256L235 258H234ZM255 255H254V258L258 257ZM155 256H156V259L154 260ZM249 257H250V255H249ZM249 257H247V258H249ZM263 259H264V256H263L262 260ZM242 260H240V261L243 264ZM208 261H210V260H208ZM244 261L247 262L246 259ZM197 264H202L201 260L199 262H197Z\"/></svg>",
  "mask_w": 264,
  "mask_h": 264
},
{
  "label": "water",
  "instance_id": "3",
  "mask_svg": "<svg viewBox=\"0 0 264 264\" xmlns=\"http://www.w3.org/2000/svg\"><path fill=\"white\" fill-rule=\"evenodd\" d=\"M162 56H163V55H162ZM207 79H209V78L207 77ZM211 87L214 88V86H211ZM230 107H232V109H235V107H234L233 104H231ZM233 122H234V124H235V128H236V136H237L242 142L245 143V145H246L247 148H249L250 150H252L253 147H252L249 143H247V141L245 140L244 136H243L242 133H241V130H240V126H239L238 121H237L236 119H234ZM258 150H259V149H257V150L254 151V152H257ZM258 158H259V157H258ZM259 160H260V158H259Z\"/></svg>",
  "mask_w": 264,
  "mask_h": 264
},
{
  "label": "snow or ice",
  "instance_id": "4",
  "mask_svg": "<svg viewBox=\"0 0 264 264\" xmlns=\"http://www.w3.org/2000/svg\"><path fill=\"white\" fill-rule=\"evenodd\" d=\"M165 59H167V57H165Z\"/></svg>",
  "mask_w": 264,
  "mask_h": 264
}]
</instances>
